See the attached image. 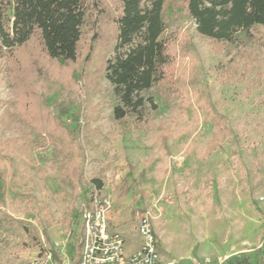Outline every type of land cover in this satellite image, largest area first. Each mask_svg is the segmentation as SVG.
Here are the masks:
<instances>
[{
	"label": "rangeland",
	"instance_id": "374dc122",
	"mask_svg": "<svg viewBox=\"0 0 264 264\" xmlns=\"http://www.w3.org/2000/svg\"><path fill=\"white\" fill-rule=\"evenodd\" d=\"M182 1L166 0L163 36L177 71L193 74L196 82L185 81L176 91L165 85L144 90L137 123L135 115L115 121L112 85L101 75L91 81L88 70L84 75L82 59L58 64L45 57L36 36L11 52L0 48V141L17 136L20 126L30 133L26 111L36 102L63 111L73 129L87 126L78 137L81 170L73 183L64 177L65 152L56 151L44 132L31 135L28 153L0 155V208L29 230L0 229V264L71 262L80 248L78 209L92 177L101 179L111 200L109 223L126 237V252L139 239V209L150 214L158 264H228L242 257L264 263V44L244 31L229 45L214 44L197 34ZM106 26L101 17L99 32L110 30ZM105 43L95 42L92 67ZM209 108L225 117L230 133L206 154L217 132ZM6 114L10 125L3 126ZM165 126L171 135L162 146L156 137Z\"/></svg>",
	"mask_w": 264,
	"mask_h": 264
},
{
	"label": "trees",
	"instance_id": "16d2710c",
	"mask_svg": "<svg viewBox=\"0 0 264 264\" xmlns=\"http://www.w3.org/2000/svg\"><path fill=\"white\" fill-rule=\"evenodd\" d=\"M165 2L166 0H0V48L5 47L11 52L36 36L41 51L48 59L66 66L75 65L82 59L81 70L84 75L87 74L84 71L88 70L91 81L101 75L112 85V91L118 100L113 107L115 121L123 123L135 115L137 123L141 120L138 113L145 102L142 96L144 90L165 85L163 90L176 91L185 81H190L191 84L196 82L193 74L188 73V76L183 77L175 67L170 41L163 36L165 25L162 12ZM10 8L12 13L8 17L7 10ZM180 8L194 21L197 34L214 44L225 46L233 43L237 31H244L254 43L264 44V0H183ZM101 17L105 25H110L106 26L111 27L110 30L106 28L102 30L104 32H99ZM99 38L107 40V43L99 51V65L92 67L91 56ZM82 41L87 43L84 49ZM30 94L33 100L40 97L33 88ZM34 105L26 111L32 118L27 120L30 133L26 134L25 126L17 127V136L0 141V155L12 157L28 153L34 147L31 135L44 132L56 151L65 152L64 177L73 183L81 170L78 137L80 134H87V126L84 128L77 125L73 129L64 123L61 117L63 111L55 113L44 102H36ZM208 111L214 119L217 132L208 141L206 154L219 147L230 133L225 117L211 108ZM9 116L6 114L4 123L1 121L3 126L10 125ZM158 128L162 126L159 125ZM163 128L164 131L159 129L160 133L156 137L162 146L171 135L168 134V127ZM2 178L0 162V179ZM87 184L102 187L99 177H92ZM72 195L70 210L75 206V188ZM6 228L29 234V230L19 219L0 208V229ZM261 263L262 258L259 257L254 264ZM228 264L252 263L247 257H242L238 261H229Z\"/></svg>",
	"mask_w": 264,
	"mask_h": 264
},
{
	"label": "built area",
	"instance_id": "2783aa9c",
	"mask_svg": "<svg viewBox=\"0 0 264 264\" xmlns=\"http://www.w3.org/2000/svg\"><path fill=\"white\" fill-rule=\"evenodd\" d=\"M111 207V200L102 193V188L92 185L78 209L80 248L67 264H158V241L148 211H135L139 246L126 252V237L109 223ZM44 253L51 256L49 249Z\"/></svg>",
	"mask_w": 264,
	"mask_h": 264
},
{
	"label": "crops",
	"instance_id": "0c3cea01",
	"mask_svg": "<svg viewBox=\"0 0 264 264\" xmlns=\"http://www.w3.org/2000/svg\"><path fill=\"white\" fill-rule=\"evenodd\" d=\"M134 244H135V246H134V248L132 250H134L135 248H137L139 246V239L136 240ZM132 250H130V251H132Z\"/></svg>",
	"mask_w": 264,
	"mask_h": 264
}]
</instances>
